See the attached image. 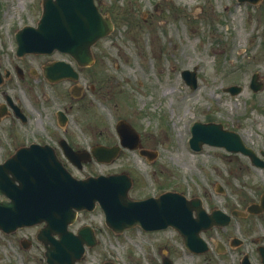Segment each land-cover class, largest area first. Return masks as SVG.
<instances>
[{"label": "rangeland", "instance_id": "1", "mask_svg": "<svg viewBox=\"0 0 264 264\" xmlns=\"http://www.w3.org/2000/svg\"><path fill=\"white\" fill-rule=\"evenodd\" d=\"M35 1L0 0V71L11 73L0 85V101H5L4 92L18 96L29 117L27 122L8 114L0 118V162L16 145L46 141L57 147L77 177L124 171L132 177L129 194L135 199L174 190L188 197L208 196L212 205L225 210L227 201L239 197L218 191L230 173L264 183V167L248 161L247 169L243 154L208 144L197 152L189 144L194 121H217L240 133L258 153L264 152V86L258 91L250 87L255 72L264 84V0H97L115 27L94 44L95 62L85 67L59 51L49 57L17 56L12 28L33 19ZM51 59L70 62L80 72L79 79L45 82L39 73L25 81L18 78L15 65L41 72V64ZM194 67L197 88L182 76V70ZM75 84L81 87L79 97L71 93ZM231 85L242 86V91L231 94L225 89ZM58 110L68 115L63 126ZM121 118L139 131L143 146L156 152L154 158L122 148L113 160L94 159L80 169L65 157L59 146L62 137L88 149L119 143L115 125ZM78 220L93 223L99 231L98 243L78 264H162L164 256L174 264L206 260L185 250L172 227L145 231L134 226L115 233L99 207L84 211ZM25 232L18 231L16 237ZM15 240L0 230V264H45L40 249H15ZM236 261L238 257L227 254L209 264Z\"/></svg>", "mask_w": 264, "mask_h": 264}, {"label": "water", "instance_id": "2", "mask_svg": "<svg viewBox=\"0 0 264 264\" xmlns=\"http://www.w3.org/2000/svg\"><path fill=\"white\" fill-rule=\"evenodd\" d=\"M113 28L110 16L102 14L95 0H44L43 16L38 26H25L16 33L17 54L50 53L57 48L70 53L81 65H88L93 62L92 45ZM45 74L52 81L79 76L65 61L47 64ZM182 74L189 85L193 88L198 86L195 69H185ZM258 76L255 73L251 81L255 91L264 86L258 81ZM2 80L0 75V83ZM226 90L237 94L242 86L232 85ZM73 93L78 94V91ZM60 115L63 124L65 116L61 111ZM117 130L123 145L130 148L139 146L138 133L125 120L118 122ZM190 143L196 150H200L204 143L225 146L232 151L250 154L257 165L264 164L245 146L239 133L224 129L222 123L196 121L192 126ZM61 144L67 157L79 167H82V161L91 158L86 150H73L66 140H61ZM119 149L120 146L100 145L93 148V153L98 160L110 161ZM141 153L155 156L154 152L145 149ZM131 185V178L124 172L77 178L57 157L52 146L33 143L0 163V195L11 199H0V229L11 232L21 226L45 222L39 238L44 240L48 262L76 264L84 255L85 244L93 246L96 239L90 227L83 228L76 235L68 226L75 221L78 210H92L96 202L104 209L107 224L118 232L136 224L148 230L172 226L184 233L186 243L193 250H198L196 243L202 241L199 237L202 228L230 222V216L222 210L207 214L198 199H188L177 191H166L158 197L132 199L129 196ZM261 208H264V203L252 206L250 210L259 211ZM194 210L198 218L194 216ZM54 233L59 238H55ZM104 264L115 263L108 261ZM163 264L173 262L165 256ZM244 264L250 262L246 260Z\"/></svg>", "mask_w": 264, "mask_h": 264}, {"label": "flooded vegetation", "instance_id": "3", "mask_svg": "<svg viewBox=\"0 0 264 264\" xmlns=\"http://www.w3.org/2000/svg\"><path fill=\"white\" fill-rule=\"evenodd\" d=\"M34 4L37 10L32 12L33 19L29 21H24L21 24L13 26L12 28L13 31L16 32L27 24L34 25V26L38 24L39 19L43 15V11H42L43 0H36ZM53 53L35 54V55L49 57L53 55ZM55 60H62V59H51V60L45 61V63L41 64L40 66L41 72L36 67L29 66L28 68H26V67L20 66L19 69H16L18 78L21 81H25L24 79H26L29 74L38 75L39 73V75L41 74L43 76V79H45V82L46 80L49 81L44 74V69H45L44 67L48 62H52ZM10 76L11 75L9 74L8 77L10 78ZM39 78L41 79V76ZM4 97H5V101H0V105L4 106L7 114L13 115L16 119H20L23 122H27L29 117L23 105L21 104L19 97L16 95H10L7 92H4ZM17 111H19V113H22L25 119L24 117L20 116V114H17ZM67 140L73 146L74 149H84V147L75 146L73 143L70 142L69 139ZM32 142H38L40 144L49 143L46 141H30L26 143L23 142L20 145H16L13 148V151L14 150L16 151L22 147H28ZM141 143L143 145L142 136H141ZM49 144L55 147V150L58 156L60 157V153L57 147L52 143H49ZM252 150L254 151L258 159L264 160L263 151H260L258 153L253 148ZM14 152L10 153L6 158L11 156ZM229 152L243 154L247 161L245 162L246 164L244 163L242 164L246 166L247 169H250V165L248 164V161L251 164L256 166V164L253 161V158L250 155H247L240 151L239 152L229 151ZM225 179H226L225 184L219 183L220 186L222 187L219 193L230 191L231 194L234 193V194L239 195L238 199H235L233 202L227 201L224 204L226 206L225 211L232 212L234 209H236V210H240V212H242L243 214L239 216H233L231 223L227 226H214V227L203 228L200 231L199 235L200 237H202V239L204 240L206 244V248L204 250H200L203 247L201 243H196L195 247L199 249V252L190 251L186 247V244H185L186 236L184 235L183 232L178 233L179 238H180V243L183 246V248L185 250H188L191 254L197 255L199 257H204L206 259L204 264H209L210 260L225 256L227 254H233L235 259H237L238 257V261H236L237 262L236 264H242V260L245 257L249 258L252 264H264L263 263L264 233H262V230L264 229V210H260L258 212H252L249 210V207L252 205L262 204L264 200L263 199L264 198V183L263 184L258 183V182L254 183L255 180L252 183H250L251 178L244 179V178L234 177L232 176V173H230ZM5 198H6L5 196L2 197V199H5ZM200 199H201L202 206L206 209V212L210 213L213 209L217 208V205H212L209 202L208 196H203ZM83 212L84 211L78 213L76 221L73 224H71L69 228L75 233H79L80 230H82L85 225H90L93 229L94 235L98 238L99 231H98L97 226H95L93 223H88V222L79 223V220H78L79 216ZM196 216H198L197 213H196ZM236 220H238L239 223L233 224V222L235 223ZM240 221H243V222H240ZM44 225H45L44 223H41V224L34 225V226L21 227L15 230L14 232L6 233V234L16 239L14 243L11 241L15 249L31 250L33 247L38 250L40 249L38 253L41 252L42 256L45 257L44 240L39 238V232L41 228H43ZM231 225H234V229L229 230ZM258 229H261V230H258ZM18 231H27V232H25V234L17 238L16 236H17ZM127 231L128 230H126L125 232ZM191 234L195 236V233H191ZM54 236L58 237V234L54 233ZM45 238L47 239V237ZM45 264H48L46 261V257H45Z\"/></svg>", "mask_w": 264, "mask_h": 264}, {"label": "bare ground", "instance_id": "4", "mask_svg": "<svg viewBox=\"0 0 264 264\" xmlns=\"http://www.w3.org/2000/svg\"><path fill=\"white\" fill-rule=\"evenodd\" d=\"M168 92V90L167 91H165V93H167Z\"/></svg>", "mask_w": 264, "mask_h": 264}]
</instances>
